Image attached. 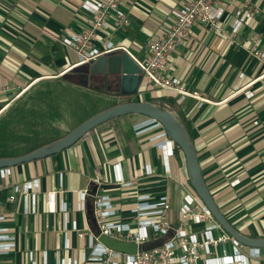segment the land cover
Instances as JSON below:
<instances>
[{"label":"crops","instance_id":"1","mask_svg":"<svg viewBox=\"0 0 264 264\" xmlns=\"http://www.w3.org/2000/svg\"><path fill=\"white\" fill-rule=\"evenodd\" d=\"M84 1L0 0V108L30 92L24 105L37 103L38 96L48 95L56 88L92 90L75 81V74L85 67L76 65V53L62 43L64 38L79 35L86 28L90 15L81 7ZM247 1L257 12L238 35V41L217 36L205 25L197 24L188 40L169 56L164 75L178 79L190 91H198L210 103L198 105L192 98L180 102L176 97L143 86L145 91L140 89L130 97L115 96L110 91L99 93L103 95L101 98L109 97L113 105L150 102L156 96L172 98L184 116L204 181L219 210L239 234L257 239L264 238V64L249 53L248 47L264 48V0ZM180 3L181 0H123L119 8L127 15L129 25L116 28L110 20L111 42L141 59L145 41L163 37L173 22L170 10ZM107 41L105 32L100 31L91 42L92 48L103 50ZM239 74H244V78H238ZM242 89L253 91L254 97L246 99L239 92ZM122 98L128 99L124 102ZM39 103L44 104L43 100ZM110 107L101 108L89 118ZM49 114L48 110L41 111L39 122L44 121V125L36 127L37 137L47 139L49 135L43 133L57 127L46 118ZM117 119L99 125L74 146L54 156L10 168V176L0 177V214L6 217L2 225L17 237L16 250L0 256V264H29V251H47L48 264H55L54 253L61 248L62 235L58 218L47 213L45 194L59 190V173L63 184L60 198L82 229H85L84 216L75 213L80 190L98 188L97 194L109 196L118 215L125 216L123 209L133 199L122 197V191L112 184L111 167L118 162L125 179L132 181L137 191L154 196L167 192L173 217L177 218L183 192L180 184L189 183L184 156L177 158L174 153L171 172L164 176L160 152L155 141H151L162 130L149 126L148 119L139 115ZM125 120L131 123L130 129L124 125ZM61 126L57 131L59 138L48 143L40 140L27 148L22 146L14 154L0 155V159L31 153L74 129ZM139 127L146 129L138 134ZM146 165L153 169V177L144 175ZM32 179L40 181L38 213L25 216L21 197L14 203H9L7 197L13 185ZM98 179L100 185L95 182ZM234 181L238 183L233 185ZM72 243L80 248L85 242L72 236ZM260 253L264 255V248ZM263 261L264 258L258 263Z\"/></svg>","mask_w":264,"mask_h":264},{"label":"built area","instance_id":"2","mask_svg":"<svg viewBox=\"0 0 264 264\" xmlns=\"http://www.w3.org/2000/svg\"><path fill=\"white\" fill-rule=\"evenodd\" d=\"M122 1L85 0L82 3V9L90 15L86 28L81 34L62 40L64 45L76 53V65L91 63L108 52L125 51L142 69L141 87L150 91L157 89L178 98L180 102L192 98L198 105L210 103V100L198 91L186 89L178 79L164 75L169 56L188 40L192 28L197 24L205 25L217 36L238 41V35L257 12L247 0H181L178 6L170 10L173 22L167 27L163 37L145 41L143 56L138 59L128 49L111 42L113 30L109 26L110 20H113L116 28L129 25L127 15L119 8ZM100 31L105 32L108 40L103 50L92 48L91 43ZM248 51L264 64V48L250 46ZM238 78L243 79L244 74H239ZM239 92L246 99L254 97V92L249 89ZM151 125L161 127L152 120L149 126ZM145 129L139 127L136 133L140 134ZM151 141H155L160 152L163 175L168 177L175 144L163 129L161 133L152 136ZM111 174L112 184L122 191L121 196L132 198L133 201L123 209V217L118 215L109 196L97 194L98 188L78 191L75 213L84 216L85 229L80 228L77 220L70 217V208L60 198L63 186L61 173L58 176L59 190L45 194L47 213L58 218L62 235L61 248L54 253L55 264H251V260L261 263V249L246 247L225 232L188 182L180 184L183 192L180 194L177 218H174L167 192L154 196L149 192L137 191L136 185L125 179L119 162L112 165ZM10 175V168L0 170L2 179ZM144 175L154 176L149 165L144 167ZM95 182L100 185L101 180ZM237 183L238 181L232 182L233 185ZM39 189V179L15 184L7 201L14 203L21 197L23 215L34 216L38 213ZM88 208L90 217L87 216ZM5 222L6 217L0 214V256L8 255L17 248V237L9 234L10 228L2 225ZM72 236L84 241V246L75 248ZM100 237L134 244L136 251L122 253L112 250L100 241ZM217 249H220L219 253ZM47 256V251H29L27 260L29 264H48Z\"/></svg>","mask_w":264,"mask_h":264},{"label":"water","instance_id":"3","mask_svg":"<svg viewBox=\"0 0 264 264\" xmlns=\"http://www.w3.org/2000/svg\"><path fill=\"white\" fill-rule=\"evenodd\" d=\"M83 67H85L86 71L81 75L82 77L108 76L117 78L118 90L116 94L120 97L134 96L139 92L142 81V69L125 51L105 53L95 61L83 65ZM79 83L94 91L105 92L104 88L99 89L97 86L89 84L86 79L80 80ZM106 91L110 90L107 89ZM128 115L143 116L159 123L167 136L174 142L184 156L189 183L215 221L225 232L244 246L255 249L264 248V238L253 239L239 234L221 213L206 186L192 142L173 113L160 109L148 101L125 102L113 105L83 121L67 135L45 147L20 157L0 159V170L14 168L22 164L54 156L74 146L80 139L99 125L114 118ZM100 241L108 248L118 252L134 253L136 251L134 244H127L106 237H100Z\"/></svg>","mask_w":264,"mask_h":264},{"label":"rangeland","instance_id":"4","mask_svg":"<svg viewBox=\"0 0 264 264\" xmlns=\"http://www.w3.org/2000/svg\"><path fill=\"white\" fill-rule=\"evenodd\" d=\"M76 74L75 81L79 82L80 80ZM140 89L142 92L145 91V89L143 87L141 88V86L139 87V90ZM106 92L110 93L109 91ZM30 94L32 93L30 92ZM30 94L28 93L21 100H13L10 105L5 107L1 106L0 108V155L2 156L14 154V152L23 149L21 148L22 146L27 148L28 145H33V143H37L40 140H46L45 142L47 143L55 140L56 138H59L57 137V131H60L62 124L75 128L86 120L87 117L89 118V116L94 112L100 110L101 108L113 105V102H110L111 100H109V97H106L105 99L101 98L103 96L101 93L94 90H83V88L82 90L75 91H66L56 88L54 90H50L48 95L43 93L41 96H38L39 101L37 103H33L31 106L24 105L25 101H27L30 97ZM115 96H117V94H115ZM125 99L128 98H122L124 102ZM42 100L44 104L39 103ZM44 110H48L50 112L46 118L51 120L50 122L53 125L57 126L56 128L46 130L43 133L49 135V139H45V137H37L39 131L36 132V127L44 125V121L39 122V120H42L40 119L41 111L44 112ZM119 118L121 119V117ZM116 119L117 118H114L112 120L116 121ZM147 121L148 123H151V120ZM124 125L127 129H130L131 123L125 120ZM156 128L158 130L163 129L162 127ZM29 135L30 137H26ZM170 186L172 187V190H174V184ZM83 246L84 244L82 247ZM219 251L220 249H217L218 253ZM262 258H264L263 254ZM251 264L259 263L256 260H251Z\"/></svg>","mask_w":264,"mask_h":264},{"label":"trees","instance_id":"5","mask_svg":"<svg viewBox=\"0 0 264 264\" xmlns=\"http://www.w3.org/2000/svg\"><path fill=\"white\" fill-rule=\"evenodd\" d=\"M150 103L158 106L160 109L172 112L173 115L175 116V118L183 126V128L185 129V131L189 137L188 126L185 122L184 116H183V114H181V111H179V108L177 107L175 101L172 98H168V97H164V96H156L154 99L150 100ZM189 139H190V137H189ZM174 152H175V156L177 158H179L180 155L182 154L176 145H175V151Z\"/></svg>","mask_w":264,"mask_h":264},{"label":"flooded vegetation","instance_id":"6","mask_svg":"<svg viewBox=\"0 0 264 264\" xmlns=\"http://www.w3.org/2000/svg\"><path fill=\"white\" fill-rule=\"evenodd\" d=\"M85 73V70H81L80 72H77V76L79 80H88V83L97 86L99 89H107L110 90L111 93L116 94L118 90V79L115 77H108V76H99V77H82L81 75Z\"/></svg>","mask_w":264,"mask_h":264}]
</instances>
